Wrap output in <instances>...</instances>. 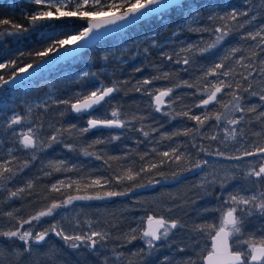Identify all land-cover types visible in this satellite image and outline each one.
<instances>
[{
    "label": "trees",
    "instance_id": "16d2710c",
    "mask_svg": "<svg viewBox=\"0 0 264 264\" xmlns=\"http://www.w3.org/2000/svg\"><path fill=\"white\" fill-rule=\"evenodd\" d=\"M193 2L197 6L207 5L203 10L205 16L213 6H221L216 7V11L220 13L234 8L240 13L247 11L248 15H240L236 20L203 19L194 23L191 27L193 30H188L186 26H178V23L182 22V17L173 11L170 16L165 15L167 23L160 40L166 41L162 46L155 41L156 46L153 47L149 38L141 36L144 33L147 34L158 23L156 17H150L125 31L102 40L96 46L69 61L41 69L37 64L40 58L34 54L29 55V53L43 50L49 45L39 38L40 29L34 30L29 27L27 18L28 15L35 13L39 6L29 0H0V19H8L12 23L29 28L28 33L20 41L9 36L0 40V62L16 59L19 66L31 63L34 66L33 69H36L33 74L22 79L24 83L21 86L14 88L10 85L0 90V116H4V112L21 108L15 96L16 93L24 90L28 92L27 95H35L51 87L56 93L55 97L33 110L31 116H38L37 126H48L45 130L47 137L51 134L56 135L58 129L63 133L58 137L61 142L53 143L51 147L37 145L35 148L24 149L23 154L14 151L8 156L11 157V167L15 174L7 180L0 181V221L7 222L0 227V231L15 230L18 226V219H28L42 210H47L53 202L59 203L70 195L104 196V193L108 191L126 193L123 196L72 202V204L91 206L96 213L104 216V231L108 233V239L98 244L95 251L85 247L72 249L62 238L58 236L55 238L54 234L50 233L44 242L35 245L38 247L37 252L32 250L29 254L23 252V242L18 239L9 240L0 237V244L5 248L3 253L0 252V264H48L51 260L50 256L54 253L51 247L53 244L58 247H67L66 250L71 253L66 259L69 263L72 262L73 257H77L81 264H105V261L107 264H169V262L170 264H182L190 256L195 258L194 253L198 251L197 233L193 229L205 222H213L211 218L217 214L205 212V209L216 206V194L220 192L218 183L186 182L190 176L189 169L195 162L202 160L203 153L199 149H206L208 146L212 148L213 141L209 143L203 131L211 127L218 128L221 123L229 119L239 120L243 117L239 125L242 130L244 129L247 139L252 140L251 150L256 146H264V118L257 119L258 113L264 111V101L259 99V93L264 89V73L260 71L261 67H264L260 63L264 60V51L261 50L264 45L256 46L259 43V37L256 41L244 38L248 32L258 31L264 26V0H193ZM68 23L69 27L61 28L63 21L51 22L59 38H64V32L77 33L87 26V22L82 20L73 19ZM9 27V25H0V29H9ZM217 27L226 28L230 35L224 42L201 55L197 49L215 40L218 33H215L214 29ZM189 45L193 46V51H182ZM232 48H237L239 51L233 53ZM253 51L257 53L256 56L251 55ZM161 52L172 56L173 60H167ZM21 53L23 55H20ZM225 55L229 57L226 64L235 71L232 76H221L220 79L232 82L234 86L238 82L241 88H248L250 84L249 92L239 89L237 92L242 96L241 105L245 109L250 106L255 107L256 112L241 113L233 110L230 103L231 96L223 93H218L217 96L224 104L229 105L227 109L221 104L209 105L208 109L193 107L202 98L201 93L195 87L183 86L182 82H195L200 89L205 86L210 87L200 78L212 62H220ZM242 56L245 57L242 63H251V68L246 69L236 63ZM53 57H55L54 54L46 59ZM184 57L189 58L190 64L175 62ZM70 66H75L77 69L86 66L89 75L68 80L60 79L59 72ZM137 68L141 71H136ZM11 72V69H0V74H4L6 79ZM248 72L252 75L245 81L242 75L247 76ZM93 73L95 75H92ZM164 73H168L170 78H161L149 85H142L144 79H152ZM208 81L214 83L216 78L209 76ZM96 82H102L105 86L115 84L119 88V91L109 98L110 106L120 109L121 118L129 122L128 126L123 129L98 128L85 134H80L76 129H73L71 134L64 131L71 124H75L77 129L86 127V120L89 116L101 117L105 114L101 109L107 104L97 108L92 115L88 113L80 115L66 111V105L54 102L58 99L73 97L76 92H87ZM178 84L181 86L177 87ZM140 86L153 92L165 88L173 89L160 113L154 110L152 97L144 91L135 90ZM227 91L229 90H225ZM251 91H255L258 95H251ZM189 108L192 109V114L197 115L209 110L212 113L220 112L222 113L221 120L217 122L210 119L204 127L200 128L199 132L183 135L186 129L197 127L196 121L177 115V113L188 111ZM110 112L111 110L107 114ZM133 117L137 119L134 120ZM141 128L149 132L147 138L138 131ZM115 135L120 138L112 140L111 136ZM98 139L104 142L94 143ZM47 140L44 139L45 142ZM178 142L186 143L188 146L195 145L193 150L198 156H193L190 158L192 160L187 163L184 158L179 162H173V156L163 157L161 155L165 151L171 154L173 148L178 149L180 147L177 148ZM65 144H72L73 150L66 148ZM85 151L92 155H85ZM66 156L72 160L68 162L71 164L70 173L75 176L99 175L101 185L80 184L77 186L73 184L70 188L60 185L57 186L60 191L52 190V183L61 175V171H55V167L50 162L52 158H66ZM97 156L100 159H97ZM3 157L0 154V159ZM25 163L27 167H24ZM149 164L158 166L149 171L140 172L138 176L135 175ZM129 174L134 176L133 180L127 179ZM9 175L5 173V176ZM116 177H122V179L118 182ZM105 180L110 182L105 184ZM29 183L32 184L31 188L28 187ZM20 189L23 191H19ZM178 191L181 192L180 196L176 195ZM12 192H17V196H11ZM166 194L167 196L175 194L173 204L169 211H166L171 213H165V215L172 221H176L177 227L170 230L166 239L156 241L157 247L149 251L144 242L136 241L139 239V233L138 231L133 233L132 229L136 226L140 215L155 213L153 202L150 201L157 197L164 202ZM146 197L150 201L143 210L140 203ZM10 206L17 208V216L7 218L4 211ZM64 207L56 209L52 216L42 217L39 222L34 221L31 230L35 233L50 229L55 215ZM160 209L163 210L162 212L165 211L163 207ZM248 219H251L248 221L251 223L248 225L246 222L244 231H254L257 227L264 225V216L259 214H253ZM29 227L25 225L26 229ZM133 235L136 236L135 239H132ZM15 249L21 250L18 256V253L13 252ZM60 250L57 249L56 255L63 259L64 251Z\"/></svg>",
    "mask_w": 264,
    "mask_h": 264
},
{
    "label": "snow or ice",
    "instance_id": "6c2138e0",
    "mask_svg": "<svg viewBox=\"0 0 264 264\" xmlns=\"http://www.w3.org/2000/svg\"><path fill=\"white\" fill-rule=\"evenodd\" d=\"M29 2L34 3L39 6L35 13L27 16L29 20V27L32 29H40L39 38L42 41L48 43V47L43 50L35 51L34 53H29V55H35L40 59L37 61L38 66L43 69L47 63H55L66 57H75L80 51L82 46L91 43L93 40L100 38L103 33L101 29L108 28V26H114L120 24L125 26L128 24H135L138 20H141L146 16H154L158 19L163 20L165 15L170 16L173 11L177 12L182 17V25L188 27V30H193L191 28V23L199 22L203 19L207 20H236L238 16H247V11L237 12L236 9L232 8L227 12L220 13L216 11V7L213 6L208 14L205 16L204 8L207 5L197 6L193 0H29ZM82 20L87 22V26L83 27L82 30L78 31L76 34H68L64 32V38H59L56 34V28L51 24L53 21H63L61 28L69 27L70 20ZM0 25H9V29H0V40H3L5 36L15 37L17 41L24 38V35L28 33L29 28L24 27L20 24L12 23L8 19H0ZM205 30V29H197ZM215 33H218L215 40L207 44L205 47L198 48L197 51L203 55L209 52L211 49L215 48L217 45L221 44L230 35L229 30L226 28L217 27L214 29ZM264 26H262L258 31L248 32L245 39H251L256 41L259 37V43L257 47L264 45ZM156 33H152L154 37ZM152 46H156V42L152 40ZM61 49L63 51H61ZM264 51V48L261 49ZM182 51H193V46L189 45L188 48L182 49ZM239 51L237 48H232L231 52L235 53ZM54 54V60H47L46 58ZM20 55H23L21 53ZM162 56L169 61L173 60V57L161 52ZM252 56H256L257 53L253 51ZM106 58V57H105ZM229 59L227 55L222 58L220 62H212L211 66L204 71V74L200 78L206 83L203 89L199 88V85L195 82L183 81V86L188 88H197V91L201 93V99L198 103H195L193 107L208 109L209 105L221 104L222 107L227 109L228 104H224L221 99H218L217 94L223 93L225 95L231 96L230 103L232 104V109L238 112H256L255 107H243L241 105L242 96L238 94L237 89L243 92H249L251 85L248 88H241V85L237 82L235 86L232 82L220 79L221 76L229 77L234 74V69L226 64ZM245 57H241L237 60V64H241L244 68H251L252 64H243L242 61ZM250 59V58H249ZM177 64L183 63L184 65L190 64V60L187 57L182 59H177L175 61ZM264 65V60L260 62ZM33 64L29 63L25 66H19L16 59H8L6 62H0V69H11L12 72L5 78L4 74H0V90L11 84L14 88L21 86L24 81L20 79L22 74L28 73L29 69H33ZM136 71H141L137 68ZM187 71V69H185ZM260 71L264 73V67H261ZM89 73H83V76L87 77ZM92 75H95L94 73ZM242 75V74H241ZM252 73L248 72L247 76L242 75V79L247 81L248 77ZM212 76L216 78L213 83L208 81V77ZM169 79L168 73H164L162 76H156L152 79H144L142 85H149L153 81L158 79ZM139 83V82H138ZM181 85H177L180 87ZM137 92L144 91L147 95L152 97L157 113L161 112V106L165 104V97L170 96L173 89L167 88L165 90H156L155 92L150 91L142 86L135 89ZM225 90H229L225 92ZM119 91V88L115 86H104L92 84L87 92H76L73 97L68 99H58L54 101L57 104L66 105V111L84 114L92 113L99 107L103 105H110V97L112 94ZM251 95H258L255 91L250 92ZM206 96V98H203ZM259 99L264 101V89L259 93ZM63 114V113H62ZM167 115V113H164ZM177 115L187 117L189 120L196 121L197 127L194 129H186L183 135H189L190 133L199 132L200 128L204 127L205 123L210 119H214L220 122L222 113L209 111H204L200 115L192 114V109L189 108L188 111H183L177 113ZM264 118V111H260L257 115V119ZM137 119V117H133ZM243 117L238 119L227 120L228 125H239ZM22 123V118L19 115H14L9 124L8 128L12 129L14 125H19ZM128 121L121 118L120 109L113 108L110 114H102L101 117L90 118L87 120V126L77 129L75 124H71L69 128L65 129L68 133H72L73 129H76L80 134H85L93 129L98 128H125L128 126ZM14 130V129H13ZM144 137L149 136V132L144 131L143 128L139 129ZM227 131V129H226ZM63 133L61 130H57L56 135H51L48 137L47 142L39 141L41 147H51L53 143L61 142L58 137ZM231 138L234 140L236 138V129L233 128L230 131ZM120 137L118 135L111 136L112 140H117ZM213 141L218 140L216 135L205 137ZM227 138V137H226ZM39 136L33 127H29L27 131L21 132L19 134V143L24 149H30L37 147V141ZM103 140H96L94 143H103ZM91 146V145H90ZM65 147L69 150H73L72 144H65ZM195 147V145H193ZM200 152L205 155H215L218 157H223L225 159L241 161L244 157H255L257 163L250 164V166L243 170L241 175L243 178L252 185L251 190L241 188L239 190H226L227 184L225 182H220V192L216 194V206L211 209H205V212L216 213L217 216L211 218L213 222H205L203 224L197 225L193 231L197 233L196 247L198 251H195V258L189 257L182 264H264V225L257 227L254 231H244V223L248 217L253 214H259L264 216V146H256L252 150L244 149L240 155L227 156L221 148H217L215 152H208L207 149L200 148ZM237 151H240L237 149ZM11 155V154H10ZM85 155H92V153L85 151ZM147 155V153H145ZM163 157H169L170 155L174 157L173 162L181 161L183 157L182 153H178V149L173 148L171 154L168 151L161 153ZM14 159V157H13ZM97 159H100L97 156ZM143 160L144 157L142 156ZM163 163V161L161 162ZM12 160H5L0 163V181L7 180L11 175H14V169L11 167ZM208 164L207 160H200L193 164L189 171L195 169H202ZM58 167H55V171H71L63 166V162H59ZM157 164H149L146 167L140 169L135 175L138 176L140 172L149 171L156 168ZM24 167H27L25 163ZM236 167H239L237 165ZM5 173L10 174L5 176ZM122 177H116L119 182ZM128 180H133L134 176L129 174L127 176ZM110 181L105 180L104 183L107 184ZM217 181H209L210 184H215ZM62 187H72L73 184H77V181H58L57 182ZM93 185H101V179H95L92 181ZM143 187L144 185H139ZM28 187L31 188L32 184L29 183ZM52 190L60 191L57 184L52 185ZM19 191H23L20 189ZM207 191V189H205ZM244 192L245 194H241ZM250 192V194H249ZM17 192H12L11 196H17ZM126 195L125 192L108 191L104 193V196H68L65 200L57 203L53 202L47 210H42L38 214L31 216L25 220H17L18 226L15 230L0 231V237L7 238L9 240L15 238L23 242V252L31 253L32 246L38 245L44 242L46 237L50 233L62 238L72 249H77L85 247L93 251L96 250L97 245L108 239V233L91 231L90 233L68 235L61 228L58 229L56 225H52L50 229L44 231L33 232L31 230V225L34 221L39 222L42 217L52 216L56 209L64 207L65 205L72 204L75 200H92V199H104L116 196ZM7 215L12 216V213H7ZM25 225H29V228H25ZM91 227V225H89ZM177 227L176 221H166L163 217L156 218L153 215L147 216V227L144 228L141 239L145 240L147 249L149 251L154 250L157 245L156 241L161 239H166L171 229ZM138 229H132L133 233H136ZM136 236L133 235L132 239ZM144 251L143 249L141 250ZM183 251V249H181ZM167 261V258H165ZM107 264V261H105ZM170 264V262H169Z\"/></svg>",
    "mask_w": 264,
    "mask_h": 264
},
{
    "label": "rangeland",
    "instance_id": "374dc122",
    "mask_svg": "<svg viewBox=\"0 0 264 264\" xmlns=\"http://www.w3.org/2000/svg\"><path fill=\"white\" fill-rule=\"evenodd\" d=\"M158 19V18H157ZM158 23L155 24L151 30L146 34H142V38L150 39L151 41L154 39L158 42L159 46H162L163 43L166 40L161 41L160 37L162 34L163 29L166 26L167 19L164 17L163 20L158 19ZM183 26L182 22L178 23V26ZM194 23H191V27H193ZM152 33H156V35L153 37ZM76 34V33H73ZM159 39V40H157ZM32 69H29L31 71ZM87 72V67L84 66L81 69H77L75 66L65 67L63 68L59 74L58 77L60 79H70V78H79L83 76V73ZM95 85H104L102 82H96ZM28 92L22 90L18 93H16V98L18 100V104L21 105V108L19 110H12L9 112H4V116H0V154L4 157L0 159V163H3L5 160H10L11 157H8L10 154H12L14 151H18L19 154L24 153V148L19 143V134L21 132L27 131L29 127H33L34 130L37 132L39 136V140L37 141V145H40L39 141H44V139H48L47 135H45V130L48 128L47 125L45 126H37L36 121L39 120L38 116L32 117L31 112L33 110H36L39 106H41L45 101L49 99H53L56 95V93L53 91L51 87H48L46 90L42 91L39 94L35 95H27ZM113 106L106 105L104 108L101 109L103 113H108V111L112 110ZM14 115H19L22 118V123L19 125H14L12 129H7L6 126H8L11 118ZM7 124V125H2ZM236 129V138L233 140L231 138L230 131L231 129ZM14 129V130H13ZM227 129V131H226ZM206 135L205 137H209L212 135H216L218 137V140L213 141L211 139H207L209 143L213 141V145L208 146L206 149L208 152H215V150L219 147L221 150L225 152L227 156H233V155H240L241 152L244 149L251 150V144L252 140L247 139V136L244 135V129L242 130V127L240 125H228L227 122L221 123L218 128L211 127L208 129H205L203 131ZM53 135V134H51ZM50 135V136H51ZM227 137V138H226ZM180 146V147H179ZM179 147V148H178ZM177 148L179 149V153L183 154L184 159L187 163L191 161L193 156H198L197 153L194 152L193 146H188L186 143H177ZM239 149L240 151H237ZM202 159L207 160L208 164L204 166L202 169H195L189 172V177L186 179V182H209L212 180H216L218 184L220 182H225L227 184L226 190H239L241 186L245 189L251 190L252 185L249 183V181L245 180L243 176L241 175L243 170H246L250 164L257 163V159L255 157H244L241 161L236 160H230L225 159L223 157H218L215 155H205L202 154ZM63 162V166L67 169H69L71 166L70 163L72 162L71 158L66 156V158H52L51 165L54 167H58L59 162ZM194 161V160H193ZM239 165V167H236ZM190 167V165H188ZM84 179V180H82ZM95 179H101V176H75L74 174L70 173L69 171L61 170V175L56 178V180L53 181L52 184H57V186H60L57 182L58 181H77L78 185L85 184V185H91L92 181ZM84 181V182H83ZM77 185V184H75ZM178 193V194H177ZM176 193L177 196H180V191ZM241 194H245L244 192H241ZM250 194V192H249ZM175 196V194H173ZM174 196H167L165 195L164 202L162 199L159 200V198L154 197L151 201L147 199V197L140 203L142 209L144 210L147 203L153 202V207L155 208V213L150 214H144L140 215L139 220H137L136 226H134V229H138L139 233V239L136 241H142V243H145V240L141 239L142 232L145 227H147V216L153 215L156 218L163 217L166 221H172L170 217L166 216V214L171 212L169 211V208L173 204V200L175 199ZM162 198V197H161ZM165 210H161L162 208ZM17 208L14 206L8 207L4 211V215H7V213H12V216H17ZM9 215H7V218ZM249 218V217H248ZM245 221L248 225V221L251 219H248ZM7 222L6 221H0V227H3ZM52 225H56L58 229H63L66 234L68 235H75V234H84V233H90L91 231H97V232H104V216H101V213H96L91 206L79 204V203H73L70 204L67 207H64L55 215V219L53 221ZM91 225V227H89ZM54 237L57 236L54 234ZM146 244V243H145ZM54 250V253L50 256L51 260L48 264H81V262L78 260L77 257L72 258V262H67L66 259L71 255L69 250H66L67 247H58L54 244L51 246ZM61 249L60 251H64L63 253V259H61L59 256L56 255L57 249ZM4 247L0 244V252H4ZM38 247L35 245L32 246L33 252H37ZM13 252L19 253L21 252L20 249H15ZM74 256V255H73ZM65 258V260H64Z\"/></svg>",
    "mask_w": 264,
    "mask_h": 264
},
{
    "label": "water",
    "instance_id": "95a60500",
    "mask_svg": "<svg viewBox=\"0 0 264 264\" xmlns=\"http://www.w3.org/2000/svg\"><path fill=\"white\" fill-rule=\"evenodd\" d=\"M150 17H154V16H146V17H143L141 20H138L135 24H137V23H139V22H142V21H144V20H146V19H148V18H150ZM135 24H128V25H125V26H121L120 24H118V25H114V26H108V28H105V29H101L100 31H101V33H103V35H101L99 39H97V40H93L91 43H88V44H86L85 46H82V47L80 48V51L77 53V55L83 53L84 51L90 49L91 47L96 46V45H97L99 42H101L102 40H104V39H106V38H108V37H110V36H112V35H114V34H117V33H119V32L125 31L126 29H128L129 27H132V26L135 25ZM61 51H63V50H61ZM77 55H76V56H77ZM76 56H75V57H76ZM72 58H74V57H66V58H64V59H62V60H60V61H58V62H55V63H47V64H45L44 67H46V66H47V67H53V66H56V65H58V64H60V63H63V62L69 61V60H71ZM54 59H55V57H53L52 59H48V60L51 61V60H54ZM35 71H36V69H32L31 71H28V73L22 74L21 77H20V79L22 80V79H24L25 77L30 76V75L33 74ZM10 85H11V84H9L8 86H10ZM106 86H113V85H106ZM165 89H167V88H165ZM165 89H161V90H165ZM168 97H169V96H168ZM168 97H165V98H164V100H165V104H166V100L168 99ZM152 100H153V99H152ZM153 103H154V101H153ZM165 104L162 105L161 108L164 107ZM154 105H155V104H154ZM90 118H95V117H93V116H89V117L87 118V120L90 119ZM87 120H86V125H87Z\"/></svg>",
    "mask_w": 264,
    "mask_h": 264
}]
</instances>
